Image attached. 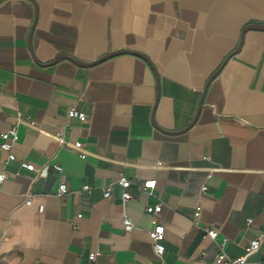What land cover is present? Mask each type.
Wrapping results in <instances>:
<instances>
[{"label":"crops","instance_id":"1","mask_svg":"<svg viewBox=\"0 0 264 264\" xmlns=\"http://www.w3.org/2000/svg\"><path fill=\"white\" fill-rule=\"evenodd\" d=\"M251 24L264 0H0V140L18 129L16 158L0 148V264H218L223 238L242 256L264 232V29ZM151 178L152 194L138 186ZM160 201L162 257L146 210ZM245 264H264V242Z\"/></svg>","mask_w":264,"mask_h":264},{"label":"built area","instance_id":"2","mask_svg":"<svg viewBox=\"0 0 264 264\" xmlns=\"http://www.w3.org/2000/svg\"><path fill=\"white\" fill-rule=\"evenodd\" d=\"M69 116L77 117L82 121L88 119L87 113L84 110H80L77 106H71L69 108ZM22 120L24 119L20 118V121ZM27 122H29L30 124H34V122L30 120H27ZM17 139H18L17 124L11 126L8 130L1 133L0 148L2 150L9 152V156H8L9 160L16 158V154L12 151V149ZM82 146H83V142L78 141L76 143L77 148H80ZM22 165L25 168L29 167L28 162H23ZM57 169L61 171L62 166H57ZM7 176L8 175L5 170L0 171V185L6 180ZM209 176H211V174H209ZM117 183L123 188L122 199L124 202H126L127 200L133 197L132 192L129 190V188L134 184V181L132 179L123 175L117 180ZM156 183H157L156 178H151L144 180L142 183L138 184V186L139 188L143 190H147L150 194H152L153 190L156 187ZM85 187L89 188V186H85ZM207 189H208V185L207 184L203 185V190H207ZM67 191H68V185L65 181H62L59 186L58 194L60 196H63L67 193ZM111 191H112V183L107 184L104 187V196L110 197ZM31 202H32V198H31V194H29V197L27 198V203L30 204ZM201 208H202L201 206L197 207L195 220H197L198 216L200 215ZM40 209L43 210L44 205H41ZM162 209H163V203L161 201L157 203H148L146 206L147 212L150 213L152 216V227L149 229V234L153 241L154 250L156 254L160 257H162L166 251V245L164 242L166 237V226L159 218ZM124 222H125V229L127 231H131L134 228V223L129 216H125ZM252 223H253V218L249 217L247 219V225H251ZM206 230L208 234H210L213 238H217L219 236V230L215 227L208 226L206 227ZM226 240L227 238H223V241L220 243V250L216 256V262L218 264H225L228 261H231L234 264H245L248 260V257L257 250H259L260 247L262 246L264 242V232L258 234L256 237L250 240V242L246 246L245 253L242 256H238L236 258H232L224 248ZM101 254H102L101 251L91 252L89 257L90 259H96Z\"/></svg>","mask_w":264,"mask_h":264},{"label":"water","instance_id":"3","mask_svg":"<svg viewBox=\"0 0 264 264\" xmlns=\"http://www.w3.org/2000/svg\"><path fill=\"white\" fill-rule=\"evenodd\" d=\"M249 28H259V29H264V24H251L250 26H248ZM242 43V42H241ZM241 45V44H240ZM122 52H132V50H128V49H121V50H116L114 52H110L104 56H102L101 58H99L98 60H96L95 62H82L80 60H77L75 58H71L69 55H66L67 57L79 62V63H82V64H91V63H97L99 61H102L104 59H107L113 55H116V54H119V53H122ZM65 55V54H64ZM215 75V74H214ZM203 103V100L201 102V104ZM193 123V122H192Z\"/></svg>","mask_w":264,"mask_h":264}]
</instances>
